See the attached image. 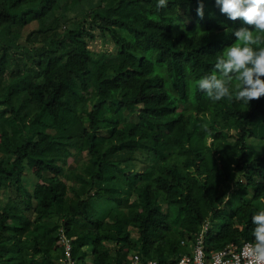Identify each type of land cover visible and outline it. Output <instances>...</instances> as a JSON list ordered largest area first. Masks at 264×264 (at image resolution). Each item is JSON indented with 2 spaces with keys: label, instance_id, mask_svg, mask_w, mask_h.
<instances>
[{
  "label": "trees",
  "instance_id": "trees-1",
  "mask_svg": "<svg viewBox=\"0 0 264 264\" xmlns=\"http://www.w3.org/2000/svg\"><path fill=\"white\" fill-rule=\"evenodd\" d=\"M157 4L0 0V264H60L61 226L76 264H174L205 223L207 255L254 240L264 97L197 83L246 25L215 0L203 18L199 0Z\"/></svg>",
  "mask_w": 264,
  "mask_h": 264
},
{
  "label": "clouds",
  "instance_id": "clouds-1",
  "mask_svg": "<svg viewBox=\"0 0 264 264\" xmlns=\"http://www.w3.org/2000/svg\"><path fill=\"white\" fill-rule=\"evenodd\" d=\"M215 3L230 20L240 19L246 26L233 33L241 43L217 53L214 66L219 72L200 78L198 88L214 102L227 97L248 105L250 101L264 97V46L253 47L264 45V0H215ZM167 4L168 0H158L157 7L164 8ZM196 11L203 18V0H199ZM233 80L238 83L233 85ZM251 221L255 225L252 230L254 240L245 243L241 259L243 264H264V210L254 214Z\"/></svg>",
  "mask_w": 264,
  "mask_h": 264
},
{
  "label": "built area",
  "instance_id": "built-area-1",
  "mask_svg": "<svg viewBox=\"0 0 264 264\" xmlns=\"http://www.w3.org/2000/svg\"><path fill=\"white\" fill-rule=\"evenodd\" d=\"M209 224L205 223L194 242H192L190 250L177 259L174 264H243L241 259V250L245 243H251L246 240L242 244L232 242L219 250H213L209 255L205 251V240L208 234ZM60 244L63 247V255L59 258L60 264H76L77 261L73 256V243L71 237L66 233L63 226L58 231ZM122 264H162L156 259L144 260L139 253H134L126 262Z\"/></svg>",
  "mask_w": 264,
  "mask_h": 264
},
{
  "label": "rangeland",
  "instance_id": "rangeland-1",
  "mask_svg": "<svg viewBox=\"0 0 264 264\" xmlns=\"http://www.w3.org/2000/svg\"><path fill=\"white\" fill-rule=\"evenodd\" d=\"M113 46H114L113 43L110 42L107 38L106 39L98 38V39L90 42V47L92 49H94L95 51L111 52L114 49ZM86 159H87L86 154H82L81 156H79V160H78L79 166H80V164H82V161H86ZM69 183H72V182L69 181ZM105 203L109 204V200H105ZM106 204H104V205L106 206ZM99 205H101V202H99ZM101 208H103V207H101ZM164 208L166 209V206H164ZM89 264H92V261H89Z\"/></svg>",
  "mask_w": 264,
  "mask_h": 264
},
{
  "label": "crops",
  "instance_id": "crops-1",
  "mask_svg": "<svg viewBox=\"0 0 264 264\" xmlns=\"http://www.w3.org/2000/svg\"><path fill=\"white\" fill-rule=\"evenodd\" d=\"M92 258H93V257H92V255L90 254V255H89V260L91 261Z\"/></svg>",
  "mask_w": 264,
  "mask_h": 264
}]
</instances>
